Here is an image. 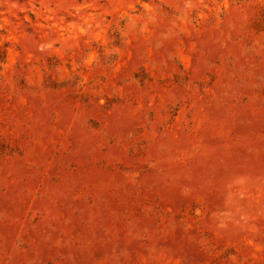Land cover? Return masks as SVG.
<instances>
[{
  "label": "rangeland",
  "instance_id": "1",
  "mask_svg": "<svg viewBox=\"0 0 264 264\" xmlns=\"http://www.w3.org/2000/svg\"><path fill=\"white\" fill-rule=\"evenodd\" d=\"M0 264H264V0H0Z\"/></svg>",
  "mask_w": 264,
  "mask_h": 264
}]
</instances>
